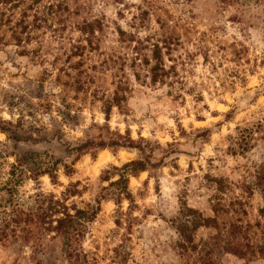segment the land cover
<instances>
[{"label": "clouds", "instance_id": "clouds-1", "mask_svg": "<svg viewBox=\"0 0 264 264\" xmlns=\"http://www.w3.org/2000/svg\"><path fill=\"white\" fill-rule=\"evenodd\" d=\"M0 264H264V0H0Z\"/></svg>", "mask_w": 264, "mask_h": 264}]
</instances>
